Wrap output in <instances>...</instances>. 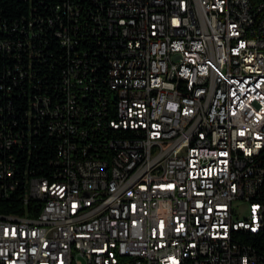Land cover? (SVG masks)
Instances as JSON below:
<instances>
[{
    "label": "built area",
    "instance_id": "2783aa9c",
    "mask_svg": "<svg viewBox=\"0 0 264 264\" xmlns=\"http://www.w3.org/2000/svg\"><path fill=\"white\" fill-rule=\"evenodd\" d=\"M97 8L114 116L84 104L75 57L50 175H29L20 134L0 130V196L30 183L0 218V264H264L244 238L264 233V0Z\"/></svg>",
    "mask_w": 264,
    "mask_h": 264
},
{
    "label": "trees",
    "instance_id": "16d2710c",
    "mask_svg": "<svg viewBox=\"0 0 264 264\" xmlns=\"http://www.w3.org/2000/svg\"><path fill=\"white\" fill-rule=\"evenodd\" d=\"M107 2L0 0V130L20 134L23 145L15 147V153L29 175H50L55 169L65 135L51 132L50 126L57 119L54 111L64 110V76L75 57L82 58L80 71L85 78L93 80L84 104L107 108L114 116L115 96L108 91L107 82L109 37L101 33L93 16L99 11L97 6ZM60 30L77 41L74 49L63 44ZM35 101L38 105L49 103L46 112L37 111ZM25 195L23 183L12 196H0V208L4 209L0 213L22 209ZM244 238L264 245V233H244Z\"/></svg>",
    "mask_w": 264,
    "mask_h": 264
},
{
    "label": "bare ground",
    "instance_id": "6f19581e",
    "mask_svg": "<svg viewBox=\"0 0 264 264\" xmlns=\"http://www.w3.org/2000/svg\"><path fill=\"white\" fill-rule=\"evenodd\" d=\"M26 186V195L24 198H29V193H30V183H25ZM4 210H1L0 212H2ZM0 218H10V214H3L0 213Z\"/></svg>",
    "mask_w": 264,
    "mask_h": 264
}]
</instances>
